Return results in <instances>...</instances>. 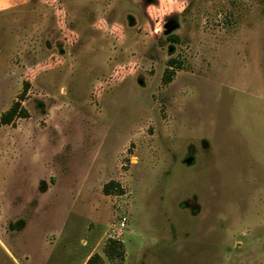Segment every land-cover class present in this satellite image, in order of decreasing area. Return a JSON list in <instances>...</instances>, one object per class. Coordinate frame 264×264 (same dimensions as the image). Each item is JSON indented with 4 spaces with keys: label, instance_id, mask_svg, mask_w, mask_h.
Listing matches in <instances>:
<instances>
[{
    "label": "rangeland",
    "instance_id": "obj_1",
    "mask_svg": "<svg viewBox=\"0 0 264 264\" xmlns=\"http://www.w3.org/2000/svg\"><path fill=\"white\" fill-rule=\"evenodd\" d=\"M25 82L0 264H264V0H0Z\"/></svg>",
    "mask_w": 264,
    "mask_h": 264
},
{
    "label": "trees",
    "instance_id": "obj_2",
    "mask_svg": "<svg viewBox=\"0 0 264 264\" xmlns=\"http://www.w3.org/2000/svg\"><path fill=\"white\" fill-rule=\"evenodd\" d=\"M27 85H28V83L25 82V84L23 85V89H22L21 93L17 96V99L15 101H13V103L10 105V107L7 110H5L3 113H1V115H0V127L5 126V125H10L17 118L18 114L20 113L21 103L25 99L26 94H27ZM107 186H105V187H107ZM121 246L122 245L119 242L112 240L106 246V249H105L106 254L108 256L117 255L119 257H122ZM96 258H99L98 254H94L93 256H91L88 259L87 264H93L94 260Z\"/></svg>",
    "mask_w": 264,
    "mask_h": 264
}]
</instances>
